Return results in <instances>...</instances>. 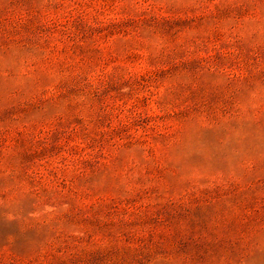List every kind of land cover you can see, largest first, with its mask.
Instances as JSON below:
<instances>
[{"label": "rangeland", "instance_id": "374dc122", "mask_svg": "<svg viewBox=\"0 0 264 264\" xmlns=\"http://www.w3.org/2000/svg\"><path fill=\"white\" fill-rule=\"evenodd\" d=\"M0 264H264V0H0Z\"/></svg>", "mask_w": 264, "mask_h": 264}]
</instances>
